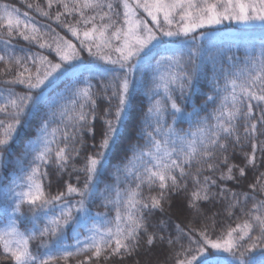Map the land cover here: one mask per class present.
Wrapping results in <instances>:
<instances>
[{
  "label": "snow or ice",
  "instance_id": "6c2138e0",
  "mask_svg": "<svg viewBox=\"0 0 264 264\" xmlns=\"http://www.w3.org/2000/svg\"><path fill=\"white\" fill-rule=\"evenodd\" d=\"M45 4H37L36 11L74 39L48 25L38 27L28 13L22 18L19 9L0 3V164L6 166L17 142L34 128L16 157V175L4 177L10 179L5 190L11 202L0 205L4 214L0 264H68L78 256L83 258L77 264L124 261L141 250L151 253L158 243L168 250L164 264H255L256 250L264 264V173L248 185L249 191L238 192L226 183L238 184L246 167L264 162V38L242 58L229 56L218 66L214 61L211 76L204 77L210 94L187 114L182 107L201 83L200 42L209 35L207 30L224 21L264 30V0H45ZM54 8L59 10L53 16ZM16 39L28 47L17 49ZM174 43L189 45L187 54L163 55L151 62L154 49ZM149 74L148 102L138 107V90ZM69 78L73 85L57 92L58 83ZM201 111L206 112L202 117ZM185 115L197 117L194 128L176 127ZM98 120L102 128L97 141ZM129 132L134 139L113 164ZM85 134L94 143L82 155ZM249 144L251 153L243 154L246 164L239 167L237 177L238 166L228 163V155L218 158V153H227L230 145L235 152ZM222 165L227 167L218 179L225 183L203 175L216 173ZM50 167L58 178L71 167L78 173L75 183L64 181L55 193L47 191L45 181L49 187L53 184ZM106 174L115 178L100 190L107 211L90 217L88 206ZM181 193L178 210L190 212L201 221L199 227L177 224L173 235L167 220L150 223L154 212L173 206L171 194ZM216 203L223 205L228 217L236 209L241 213L235 226L219 234L218 212L205 207ZM80 226L87 234L72 245L65 243V230Z\"/></svg>",
  "mask_w": 264,
  "mask_h": 264
},
{
  "label": "trees",
  "instance_id": "16d2710c",
  "mask_svg": "<svg viewBox=\"0 0 264 264\" xmlns=\"http://www.w3.org/2000/svg\"><path fill=\"white\" fill-rule=\"evenodd\" d=\"M0 3H7L10 6H13L17 9H19L22 18L23 13H28V16L31 17L32 22H34L38 27L43 25H48L51 28H55L57 32H60L61 35H67L68 38L74 39L70 36V34H66L64 30H62L54 20H50L47 17H43L40 15L39 12L36 11V5H40L41 7H46L45 0H0ZM33 4V7L30 9L28 8V4ZM59 10L54 8L52 10V15H55V12ZM69 19V18H64ZM43 30V29H42ZM209 35L204 38L200 43L203 45L202 49V55L199 57V65L202 72V79L201 83L198 84L196 92L192 96L191 102H188L186 104H182V107L184 108L185 113L191 112L193 109V106H199L203 103L206 96L209 93V84L207 83V80L204 78L205 76H211L212 74V68L214 61L217 63V66L220 62L224 61L229 56H239L243 57L246 53V51L253 46L258 47L259 41L264 38V30H261L259 26L252 27V26H242V25H236L233 23H223L218 26H214L211 29L207 30ZM74 42H76L74 40ZM14 46L19 49L21 47H28L27 42L23 41L22 39H16L14 40ZM189 45H180L179 43H174L168 45L165 47H160L157 49H154L151 57V62L155 64L156 60L159 59L160 56L163 55H180V54H187V49ZM3 48V44H0V49ZM33 51H37L36 47H32ZM47 54V53H45ZM82 56L88 57L87 52H83ZM50 59L53 57L50 56ZM91 59V58H88ZM0 67H3V65H0ZM87 75V73H85ZM150 74L146 75L144 78V85L138 90L139 95L136 98L137 106L139 107L141 104L144 106L147 105V97L146 92L147 88L150 87ZM93 83H97V80H93ZM73 85V80L71 78L66 79L62 82L58 83V87L56 88V91L59 92L61 89H64L66 87H71ZM18 91L21 89H17ZM179 94L177 93V96ZM178 103H181L178 100ZM103 104L101 105V109L103 108ZM213 105L209 103L207 107V112L210 113ZM206 112L201 111L199 112V116H204ZM39 117L36 118V120L33 121V124L37 122ZM196 119L197 117H188L185 115V118L182 121H177L176 127L180 129H189L194 128L196 126ZM169 122H171V118L169 117ZM55 127V125H52ZM96 131H97V141L99 139V133L102 128L101 122L98 120L95 124ZM132 125H129V128H131ZM34 128H29L28 132L25 134L21 140L17 142V145L12 149L11 154L8 156L6 161V166L4 164H0V205L5 203L7 201V197L10 195L9 192L5 190V185L10 186V179L5 180L4 177L8 176L10 178H13L16 173L13 171L15 165L16 157L20 154L23 143L30 138V136L33 134ZM134 137L132 134L126 133L124 139L121 142V146L116 150L115 155L112 158V163L115 164L116 160L120 158L124 154V149L126 145L129 143L130 140H133ZM84 141L86 147L82 151V155H85L89 150L90 146L94 141L92 140L91 136L89 134L84 135ZM250 154L251 153V146L250 144L245 147H237L235 149V152H233V148L230 145L227 153H218V158H221L223 155H228L229 160L228 163L235 164L238 167L234 169V175L237 177L239 176V167H245L246 161L244 159L243 154ZM259 155V153H257ZM79 163V162H78ZM226 165H222L221 168L216 173H209L204 172L203 175H212L213 178L217 179L218 184H222L225 182L219 181V172L226 170ZM50 173V177L53 180V184L51 187L48 186V182L45 181V187L46 190L52 193H55L57 190H59V186L63 185L64 181L73 182L75 183L76 175L78 173H73L71 170V167H69L68 171L64 172L61 177H57L55 173L54 167H50L48 169ZM111 171V169H110ZM191 171H195V165ZM264 173V162L258 161L255 168L252 167H246V175L243 178L239 179V183L235 181H228L227 187L234 189L238 192H244L249 191L248 185L253 183L256 178L261 174ZM202 178V177H201ZM188 185L189 190L192 189L191 179H188ZM111 184L115 183V178L111 175H107L99 184L98 190H97V197L96 199L91 202L88 206L89 210V216L95 217L97 213H104L107 210L104 208L102 204V199L100 197V190H102L105 187V184ZM126 182L121 183V187L125 186ZM183 183V181H182ZM216 190V189H214ZM157 191L156 189L153 190V192ZM144 194L148 195V190L145 188ZM114 195V193H113ZM184 194L181 193V195L177 196L175 194H171V199L173 200V206L171 208H166V211L164 213H160L158 210L152 214L150 217V223L156 224L159 220L165 219L168 221V231L171 232L173 235H175V225L179 224L181 227L187 228L190 225L199 227L201 224V221L194 219L193 215L190 212H181L179 211V206L181 204V201L183 200ZM11 202V201H7ZM253 201L249 200L247 207H251V204ZM205 207H208L211 209V212H218L216 216V233L219 234L221 231L226 230L229 225L235 226V223L238 221V219L241 217V213L239 209L234 210L235 215L228 217L227 214L223 211V205L221 203H216L213 205H205ZM219 210V211H218ZM25 213L27 214V208L24 209ZM211 212L209 214H211ZM114 211L110 213V215H114ZM3 213L0 212V219L3 218ZM98 220H102L103 217H98ZM2 226V225H0ZM79 233V235H77ZM85 228L83 226L77 227L76 229L73 228H67L65 230V243L72 245L74 244V241L76 239H82L84 235H86ZM215 238V236H213ZM35 244L36 242H32L33 250H35ZM168 256V250L166 246H162L159 243L155 248L152 249L151 253H148L147 255L144 253L143 250H141L140 254L138 256H133L127 260L120 261L117 258H113L109 260L108 262H104L103 260L100 261V264H135L136 260H140L141 264H144V261H150L151 264H164ZM82 256L73 257L68 261V264H77V261L82 259ZM254 260L255 264H260V253L259 250H256L254 253ZM57 264H64L63 261H57Z\"/></svg>",
  "mask_w": 264,
  "mask_h": 264
},
{
  "label": "rangeland",
  "instance_id": "374dc122",
  "mask_svg": "<svg viewBox=\"0 0 264 264\" xmlns=\"http://www.w3.org/2000/svg\"><path fill=\"white\" fill-rule=\"evenodd\" d=\"M233 23V24H236V25H242V26H249V25H245V24H242V23H237V22H235V21H224V23ZM223 24V23H222ZM221 25V24H220ZM216 26H218V25H216ZM214 27V26H213ZM165 39H170V38H165Z\"/></svg>",
  "mask_w": 264,
  "mask_h": 264
}]
</instances>
